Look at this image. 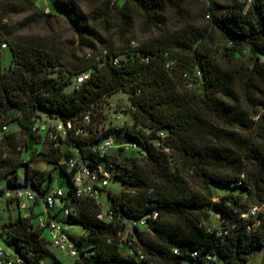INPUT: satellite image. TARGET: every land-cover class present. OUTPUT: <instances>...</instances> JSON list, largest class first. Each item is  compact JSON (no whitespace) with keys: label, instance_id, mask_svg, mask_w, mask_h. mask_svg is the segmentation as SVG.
<instances>
[{"label":"trees","instance_id":"16d2710c","mask_svg":"<svg viewBox=\"0 0 264 264\" xmlns=\"http://www.w3.org/2000/svg\"><path fill=\"white\" fill-rule=\"evenodd\" d=\"M203 2L209 25L195 20L188 0H48V14L41 0H0V182L5 189L30 185L43 197L52 179L46 183V172L31 165L34 157L62 170L69 189L61 200L71 209L62 222L84 232L71 236L78 251L71 264H249L264 247V215L243 217L264 203V0ZM59 18L71 32L66 44L24 34ZM139 21L154 32L141 42L131 34ZM215 33L222 46L214 44ZM3 45L12 55L7 70ZM82 74L89 77L77 85ZM70 84L73 93L66 91ZM121 91L129 96L133 124L114 130L132 140L126 143L102 127L108 98ZM42 115L72 122L63 142L82 161L130 170L121 193L106 190L112 219L98 217L101 203L76 198L62 153L32 130ZM13 124L22 140L5 132ZM108 136L138 148L102 156L98 148ZM26 151L29 159L18 163L13 154ZM21 166L27 167L23 181ZM250 167L255 172L247 183L241 175ZM215 190L223 192L219 199ZM18 211L0 235L21 264H39L52 254L33 222L40 215ZM210 212L215 227L206 224Z\"/></svg>","mask_w":264,"mask_h":264},{"label":"built area","instance_id":"2783aa9c","mask_svg":"<svg viewBox=\"0 0 264 264\" xmlns=\"http://www.w3.org/2000/svg\"><path fill=\"white\" fill-rule=\"evenodd\" d=\"M44 5V12L46 14L50 13V8L48 7V0H41ZM249 5L253 0H245ZM136 45L135 42H133ZM6 49V45L2 46ZM88 74H82L77 76L76 84H82L86 79H88ZM190 87V86H189ZM135 110V108H132ZM86 124L92 122V118L87 114L84 118ZM72 122L64 123L61 118H50L47 116H40L34 119L32 123V130L40 135L42 140L52 144L53 148L59 150L62 153L60 164L65 165L70 172H73V184L75 187V196L80 200H89L101 203V198L106 194V190L109 188L112 180V174L108 167L104 164L93 165L89 159L82 161L78 150L66 149V144L63 142L67 139L68 132L72 128ZM4 130H7L5 127ZM83 130L78 129L77 134H83ZM19 140V138H17ZM122 147L126 150H135L138 147L134 145H117L115 140L108 136L105 137L100 144L98 151L100 155H106L111 150ZM20 149V148H19ZM70 153H68L69 151ZM68 151V152H67ZM245 175H241V179L245 180ZM3 183L0 182V191H4L1 198L2 201L12 202L17 206V208L24 214L25 217L31 216V205L30 203H44L46 207V216H39L37 218V225L43 229V231H48L50 237L52 238L51 246L57 248L63 255L72 257L73 259L78 256V251L75 246L74 241L71 238V234L66 223L61 220H57L51 217L50 212L55 208L62 210L64 217L68 216L71 212L70 208H66L63 201L61 200L65 197V191L62 189H52L41 197L35 191H22L21 188L17 189H5ZM264 215V203L252 205L244 218L248 217H258L259 215ZM104 215L108 219H112L113 212L106 209L103 214L98 217L100 219L104 218ZM158 214H155L153 218H157ZM147 225V219L140 222V226ZM228 231L219 232L218 236H224ZM175 254H179L178 250H174ZM196 255V253H194ZM143 259L144 256H141ZM0 264H21V260L14 255H11L4 248L0 247ZM39 264H47L44 259H42Z\"/></svg>","mask_w":264,"mask_h":264},{"label":"rangeland","instance_id":"374dc122","mask_svg":"<svg viewBox=\"0 0 264 264\" xmlns=\"http://www.w3.org/2000/svg\"><path fill=\"white\" fill-rule=\"evenodd\" d=\"M82 1L84 0H81V2ZM187 5H188L189 11H191L190 13L193 14V17L195 18L197 22L203 21L204 24L209 25L208 17H206V15L205 17H203L204 15L202 16V14H204L205 9L207 7V5L203 2V0H188ZM53 9L56 12L61 11L60 7H57V6H53ZM147 31L148 29H146L144 25L142 24V22L139 21L133 27L131 34L133 35V38L136 39V41L141 42L154 35V32H150V31L147 32ZM24 34L28 36H35L36 38L44 39L49 42L56 41V42H59L60 45L64 43L66 44L68 42V39L71 37V32L68 29V25L66 21L62 18H59V20L55 21L54 23L50 25L36 26L32 30L30 29V30L25 31ZM213 42L215 45H218V46L223 45V40L217 33H215L213 36ZM11 60H12V55H11L10 50L8 49L2 50V67L4 70H7L9 68L11 64ZM188 88L191 89L190 87ZM74 90H76L74 84H70L66 89L68 93H73ZM130 107H131V104H130L129 96L122 91L109 97L107 104L104 106V114L106 116L103 121L102 127L104 130H106L108 133L111 134V136L116 140V142L121 141V142L126 143V142L132 141L128 136L125 135V133L119 136V134H117L116 131L114 130L115 127L121 128V127L131 126L133 124V119L131 115L128 112H126V111H129ZM5 132H16L17 137L20 140H22L24 137V133H22L21 128L16 124L9 126L8 129L5 130ZM1 138H2V134H0V140ZM13 157H15L17 162L20 161V159L22 162L25 161V160H22L23 159L21 158L22 156H18V155L16 156L15 154H13ZM31 165L36 166L38 169L44 170L46 172L45 174L46 183H50L52 179L51 181L52 188H59V189H63L66 191L69 189L68 179L66 178L62 170L54 166L53 164L49 163L48 159L45 158L43 155L41 154L37 155L35 162H32ZM26 170H27L26 166H21L19 169V178L21 181H23L25 178ZM129 171L130 170H126V171L117 170L116 168L110 169V172L113 175V178H112V183L110 184L108 189L112 193L118 194L123 191L124 184L122 183V178ZM247 171L248 172H246L245 181L249 183L248 177L250 176V179L251 178L253 179L252 175L255 172V169L254 167H250ZM116 173H117V177L115 176ZM248 173H250V175ZM257 193L259 194V192H256V194ZM222 195H223V192L219 190H215L216 199H219ZM254 197H255L254 198L255 201H252V203H258L259 202L258 197L256 196ZM100 201H101L103 210H106L109 207V203H110L109 196L107 194H104ZM30 205L32 206L33 203H30ZM9 206L11 209L9 208ZM17 210L18 208L16 205L14 204L7 205L6 202L0 201V229L4 223H7L11 221L12 219H14V218H11V215L13 217L16 216L14 213H17ZM46 210L47 209L44 203H41L40 205L35 207L36 213L41 214V216L47 215ZM206 224L210 226H214V227L219 224V221L217 220L213 212H210L209 219L206 222ZM74 226H76L74 228L75 234H72V237L74 239H79L82 236H84V232L81 226L77 224H74ZM129 233H130V229H129ZM130 235L132 236V234ZM43 236L48 241L49 244L52 243V238L50 237L48 231H44ZM7 240H9L8 237L0 235V247L4 248L11 255H14L13 249L10 246H8ZM122 248L123 250L126 251V245H123ZM50 249H51L52 254L44 257V260L47 264H71L72 263L73 261L72 257L63 255L57 248L51 245H50ZM249 264H264V247L258 248L252 252V254L249 257Z\"/></svg>","mask_w":264,"mask_h":264},{"label":"crops","instance_id":"0c3cea01","mask_svg":"<svg viewBox=\"0 0 264 264\" xmlns=\"http://www.w3.org/2000/svg\"><path fill=\"white\" fill-rule=\"evenodd\" d=\"M30 151H26V152H24L23 154H22V158L23 159H25V161H27L28 159H29V157H30ZM35 159H36V156L34 157V161L33 162H35ZM33 167H36V166H33ZM18 174H19V170H18ZM50 189H59V188H52V183H50ZM63 190V189H62ZM63 191H65V190H63ZM41 203H36V204H33L32 206H31V210H33V213H34V215H41V214H38V213H36V211H35V207L36 206H38V205H40ZM11 209V208H10ZM16 216H12L11 215V218H16L17 216H19L20 214H19V211L17 210V213H14ZM50 214H51V217H53V218H55V219H57V220H61V221H63L65 218L63 217V214L62 213H60L59 212V208H55L54 210H52L51 212H50ZM14 219H12V220H14ZM33 222H35V223H37V218L35 219V220H33ZM67 227H68V229H69V232H70V234H71V236H72V234H75L74 232V228L76 227V226H74V225H67Z\"/></svg>","mask_w":264,"mask_h":264},{"label":"water","instance_id":"95a60500","mask_svg":"<svg viewBox=\"0 0 264 264\" xmlns=\"http://www.w3.org/2000/svg\"><path fill=\"white\" fill-rule=\"evenodd\" d=\"M21 190L22 191H33L34 189L32 186L28 185V186L21 187Z\"/></svg>","mask_w":264,"mask_h":264}]
</instances>
